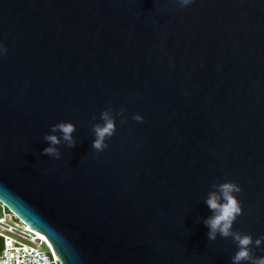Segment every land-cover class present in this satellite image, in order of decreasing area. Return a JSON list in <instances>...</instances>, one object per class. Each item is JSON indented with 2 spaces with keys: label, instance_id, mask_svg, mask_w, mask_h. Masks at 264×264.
Returning a JSON list of instances; mask_svg holds the SVG:
<instances>
[{
  "label": "water",
  "instance_id": "95a60500",
  "mask_svg": "<svg viewBox=\"0 0 264 264\" xmlns=\"http://www.w3.org/2000/svg\"><path fill=\"white\" fill-rule=\"evenodd\" d=\"M0 44V204L58 264H231L204 224L224 182L233 230L264 236V0H0Z\"/></svg>",
  "mask_w": 264,
  "mask_h": 264
},
{
  "label": "clouds",
  "instance_id": "9594fccd",
  "mask_svg": "<svg viewBox=\"0 0 264 264\" xmlns=\"http://www.w3.org/2000/svg\"><path fill=\"white\" fill-rule=\"evenodd\" d=\"M192 0H178L181 7L189 5ZM7 48L0 44V55H6ZM121 118V123H126L127 116L125 110L120 109L116 113ZM95 119V117H93ZM102 123H94L91 125V130L94 133L95 139L91 147L97 152H103L109 145L106 140L110 139L116 132V121L113 116V109L108 108L100 114ZM137 122H142L143 117L139 114L133 116ZM51 133L44 136V141L48 143L42 155L54 157L59 160L61 152L57 147L61 143H65L67 147L74 148L76 141L73 138V133L76 131V126L71 122H60L51 126ZM55 133H60L56 135ZM214 190L207 194L205 203L212 213L204 224L208 227L207 233L209 241H215L219 235L221 238H231L237 245L238 251L231 257V264H264V256L256 257L253 253V244L259 248L264 243V236H261L255 241L251 234H242L239 231L233 230V224L237 218L242 215V207L235 193L242 191L241 187L235 182H224L212 185Z\"/></svg>",
  "mask_w": 264,
  "mask_h": 264
},
{
  "label": "built area",
  "instance_id": "2783aa9c",
  "mask_svg": "<svg viewBox=\"0 0 264 264\" xmlns=\"http://www.w3.org/2000/svg\"><path fill=\"white\" fill-rule=\"evenodd\" d=\"M35 233L9 211L3 210L0 216V264H58L49 249L39 248L40 244H47L45 239L37 238Z\"/></svg>",
  "mask_w": 264,
  "mask_h": 264
},
{
  "label": "rangeland",
  "instance_id": "374dc122",
  "mask_svg": "<svg viewBox=\"0 0 264 264\" xmlns=\"http://www.w3.org/2000/svg\"><path fill=\"white\" fill-rule=\"evenodd\" d=\"M2 212H3V209L0 210V216H1ZM19 228H21V227H19ZM39 248H40L41 250H48L47 245H44V244H40V245H39Z\"/></svg>",
  "mask_w": 264,
  "mask_h": 264
},
{
  "label": "bare ground",
  "instance_id": "6f19581e",
  "mask_svg": "<svg viewBox=\"0 0 264 264\" xmlns=\"http://www.w3.org/2000/svg\"><path fill=\"white\" fill-rule=\"evenodd\" d=\"M35 235H36L37 238H40V239H43L44 240V238L42 237V235H40L38 233H35Z\"/></svg>",
  "mask_w": 264,
  "mask_h": 264
},
{
  "label": "trees",
  "instance_id": "16d2710c",
  "mask_svg": "<svg viewBox=\"0 0 264 264\" xmlns=\"http://www.w3.org/2000/svg\"><path fill=\"white\" fill-rule=\"evenodd\" d=\"M1 209H3L4 211H6V209L0 205V210ZM0 247H1V238H0Z\"/></svg>",
  "mask_w": 264,
  "mask_h": 264
}]
</instances>
